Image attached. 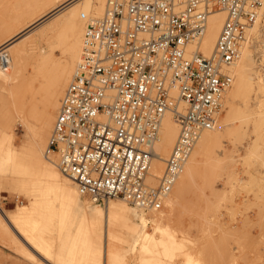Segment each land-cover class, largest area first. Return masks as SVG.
I'll return each mask as SVG.
<instances>
[{"label": "bare ground", "instance_id": "6f19581e", "mask_svg": "<svg viewBox=\"0 0 264 264\" xmlns=\"http://www.w3.org/2000/svg\"><path fill=\"white\" fill-rule=\"evenodd\" d=\"M106 1L31 0L17 14L10 27H6L8 35L0 43V83L10 85L2 90L5 101L0 103L8 114L16 117L30 131L33 141L32 145L16 150L13 125L9 123L10 127L6 129L0 127V172L15 173L32 197L31 203L23 206L17 214L7 213L0 207V231L10 248L33 263H49V258L56 252L54 260L59 264H163L160 259L162 254L170 258L168 264H174L175 253L183 248V244L174 236H169L170 227L162 220L172 219L174 208L189 181L204 163L212 159L214 148L222 143L225 135L229 136L231 119L242 113L233 103L245 106L246 159L264 157V150L257 142L264 141V137L257 134L258 129L264 128V69L259 64L260 60L264 61V43L259 41L263 32V6L260 18L248 32L238 61L229 69L234 79L225 94L226 115L220 117L222 110L216 124L204 130L198 138L182 173L164 198L163 205L165 203L168 207V212L139 215L135 219L130 207L144 210L123 199H107L104 203H98L83 195L62 172L59 158L49 145L59 105L81 62L86 22L88 17L103 16ZM83 15H87V18H83ZM225 20V11L214 9L208 17L207 30L200 42L188 46L189 54L198 50L206 57L211 56ZM20 37H23L21 42L14 44ZM250 42H253L252 45H249ZM42 43H46L47 47H43ZM251 46L255 48L254 55ZM57 49L64 55L61 60L55 56ZM253 57L257 59L253 60ZM27 64L32 66L29 77L24 75ZM251 67L254 68L255 76L251 74ZM44 94H47L44 106L41 111H36L37 100ZM177 94L174 90L173 95ZM56 108L55 116L52 111ZM178 109L180 112L185 109V103L181 100ZM29 118H34L37 124H32ZM6 119L7 113L3 115L2 121ZM251 125H254L252 127L257 141L251 136ZM179 134L175 116L167 112L161 123L159 138L154 143L157 157L152 164L153 177L148 181L154 187L158 185L156 179L164 174V161L170 155ZM18 163L23 165L16 171ZM57 217L61 222L59 225L56 223ZM66 220H70L69 225L64 222ZM149 225L152 233L147 231ZM65 231L67 236L61 238L60 235ZM126 235L142 241L134 258L130 257V250L121 253L116 247V242L127 241ZM59 243L62 246L58 249ZM196 262L192 255H186L185 264Z\"/></svg>", "mask_w": 264, "mask_h": 264}, {"label": "built area", "instance_id": "2783aa9c", "mask_svg": "<svg viewBox=\"0 0 264 264\" xmlns=\"http://www.w3.org/2000/svg\"><path fill=\"white\" fill-rule=\"evenodd\" d=\"M263 6L264 0H107L102 17H88L81 62L49 145L83 195L162 208L201 133L216 124L234 79L229 69ZM214 9L226 20L213 54H189ZM167 112L180 134L154 187V143Z\"/></svg>", "mask_w": 264, "mask_h": 264}, {"label": "rangeland", "instance_id": "374dc122", "mask_svg": "<svg viewBox=\"0 0 264 264\" xmlns=\"http://www.w3.org/2000/svg\"><path fill=\"white\" fill-rule=\"evenodd\" d=\"M30 1L0 0V43L8 35L5 32L6 27H10L17 14ZM262 30L259 41L264 43V22ZM22 39L23 37L18 38L14 44H19ZM252 43L250 42L249 45ZM41 45L47 47L46 43ZM250 48L254 55L255 48L252 46ZM55 56L59 60L64 58L59 49L55 51ZM257 58L253 57V60ZM259 64L264 69V61L260 60ZM27 65L28 68L25 67L26 72L24 71L25 77H29L32 73L31 64ZM252 67L250 71L252 76H255ZM0 84V102H4L2 90L9 88L10 85ZM46 98L47 94L38 98L36 111H41ZM226 105L227 101L224 102L220 117L226 115ZM233 106L242 110V113L231 119L229 136L225 135L228 137L214 148L212 159L204 163L194 178L189 181V186H186L182 198L174 208L172 219L162 220L170 227L169 236H174L183 244V248L175 253L172 261L174 264H185L187 254L192 255L197 264H264V157L253 156L246 159L245 106L240 103H233ZM52 112L56 116L57 108ZM6 113L8 119L2 121ZM29 119L32 124H37L34 118ZM9 123L13 125L16 150L22 146L32 145L30 131L25 129L16 117L8 114L6 108L0 103V127L3 126L6 129L10 127ZM252 126L254 125H251L250 131L253 132L251 136L254 141H257ZM257 134L264 137V128L258 129ZM257 142L264 150V141ZM22 165L23 163L16 164V171L20 170ZM31 200L32 197L15 173L0 172V207L7 213L17 214L23 206H28ZM130 210L133 218L137 219L139 215L150 216L168 212V207L164 203L162 209L156 212L139 211L131 207ZM58 220L56 223L59 225L61 222ZM64 222L69 225L70 220ZM147 231L153 232L151 225ZM66 236V231L60 235L61 238ZM126 236L127 241L116 242V247L121 250V253L130 250V257L134 258L136 250L139 251L141 248L142 241H136L132 235ZM156 236L159 237L160 234L157 233ZM70 240L71 238L68 242ZM63 245L65 247L66 244ZM61 246L59 243L58 249ZM62 253H65L64 249ZM55 254L56 252L49 258L50 262L45 264H59L54 260ZM21 256L19 252L10 248L4 234L0 231V264H41L39 261L33 263ZM160 259L163 264L170 263V258L164 254Z\"/></svg>", "mask_w": 264, "mask_h": 264}]
</instances>
